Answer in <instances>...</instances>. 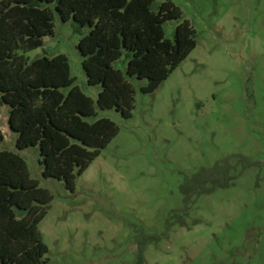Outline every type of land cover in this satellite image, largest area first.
Here are the masks:
<instances>
[{"label":"rangeland","instance_id":"obj_1","mask_svg":"<svg viewBox=\"0 0 264 264\" xmlns=\"http://www.w3.org/2000/svg\"><path fill=\"white\" fill-rule=\"evenodd\" d=\"M166 1L179 16L161 24L163 37L185 20L194 45L149 93L123 75L122 53L111 63L132 88L128 118L95 107L98 86L85 84L74 47L86 28L51 6L50 35L22 55H62L92 102L84 120L117 130L68 192L40 177L34 146L13 148L0 105V150L50 195L36 224L40 264H264V0Z\"/></svg>","mask_w":264,"mask_h":264},{"label":"trees","instance_id":"obj_2","mask_svg":"<svg viewBox=\"0 0 264 264\" xmlns=\"http://www.w3.org/2000/svg\"><path fill=\"white\" fill-rule=\"evenodd\" d=\"M149 1L0 0V105L14 134L13 148L34 146L40 177L59 181L68 192L116 127L102 117L84 120L94 115L92 102L72 84L62 55L28 63L22 55L50 35L51 6L72 30L86 28L74 47L85 84L98 86L95 107L128 118L132 88L111 63L122 53L123 75L144 80L138 92L149 93L194 45L185 20L173 26L170 40L164 38L161 24L176 20L179 12L166 0L151 12ZM49 200L48 192L28 178L21 158L0 150V264L44 262L36 224Z\"/></svg>","mask_w":264,"mask_h":264}]
</instances>
